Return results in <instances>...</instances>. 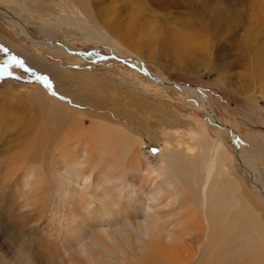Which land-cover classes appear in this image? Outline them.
Listing matches in <instances>:
<instances>
[{
	"label": "rangeland",
	"instance_id": "374dc122",
	"mask_svg": "<svg viewBox=\"0 0 264 264\" xmlns=\"http://www.w3.org/2000/svg\"><path fill=\"white\" fill-rule=\"evenodd\" d=\"M52 1L56 0H49L50 3ZM93 2L97 6L100 4L97 9L100 19H107L110 14L116 20L111 22V27L115 31L120 30L118 37L123 38L124 32L134 33V40H145L148 45L140 49L116 40L121 56L126 58H115L119 54H113V49L107 50L105 45L106 48L101 47L99 53L104 59L100 60L95 55L98 53V43L81 34V31L67 33L64 30L55 36L43 34L39 29L41 23L37 19V0L30 4V18H23L10 8L9 1L4 5L0 1L1 12L5 15L0 16V36L33 56L28 61L25 55L7 48L10 54L23 59L37 74L47 75L57 93L50 94L40 83L32 81L29 74L18 68L11 69L12 77L0 76V264H86V255L79 253V248L87 242L86 233L90 231L87 226L91 223L92 228L96 226L103 233L109 224V213L99 206L100 201L93 195L99 170L114 176L122 175V179L127 181L134 177L133 184L138 185L141 179L139 171L142 168L163 165L165 168L159 172L157 180L169 183L175 194L174 203L171 207L163 208L162 205L169 201L166 200L163 204L161 201L154 205L156 209L153 210L158 209L159 214L166 217V212L175 209L180 201L188 207V195L180 194L182 178L179 169L172 167L171 162L165 166L163 161L172 159L170 154H177L178 151L189 160H201L199 169L203 170L202 162L208 161L216 143H219V133L193 102L197 101V94L166 85L168 82L185 84L198 91L207 107L238 137L239 147L243 152L246 149L248 158L256 157L257 167L261 170V175H264V162H261L263 156L260 154L264 152V0ZM47 8L46 5H39L38 9L43 11ZM53 11L56 13V8ZM9 20L19 22L26 31L17 32L16 28L7 24ZM149 28L154 30L153 34H148ZM175 28H185L182 31L197 37L203 47H178L177 40H168V30L173 32L176 31ZM96 32V37H101V31L96 29ZM29 33L33 37L39 34L45 41L54 44L56 49L38 45L37 40L32 39ZM141 33H147L148 38L146 36L143 39ZM67 48L77 53L83 52V56L76 57L74 52L66 51ZM258 57L260 58L256 59ZM37 58L53 64L60 71L91 77L90 80L94 82L92 88L101 93L94 101L97 105L100 103L102 109L73 104L58 89L69 80L59 77L60 74L49 76L37 70ZM5 59L7 56L0 53V64ZM134 59L142 64L146 73L132 65L131 60ZM150 76L159 79L158 82L152 81ZM92 97H96V94ZM50 100L55 101L50 103ZM100 115L108 116L111 122ZM147 135L154 138V141H149ZM66 138L67 143L61 142ZM92 141L95 144H105L106 148H102L107 152L102 158L104 162L97 169L93 160L85 165L86 170L92 172L93 185L88 189L89 204L81 208L80 202L84 203L86 200V197L81 198L82 183H72L69 175L65 174L62 158L68 157L60 154L59 150L64 148L69 154H79L83 145H92ZM129 143L132 146L127 145ZM223 144L216 155L217 178L214 171L210 187L216 181H225L227 176L241 178L248 188L252 187V181L243 173L242 161L232 148L234 143L230 134H225ZM79 155L82 158L83 154ZM94 155H97L96 152ZM223 155H229L230 161L222 165ZM30 171L34 175L32 187L27 181ZM129 187L127 184L125 192ZM148 190L146 186L139 191L138 198L129 193L133 199L129 200L133 202L136 211H120L125 203L120 200L119 220L131 217V223L136 226L146 221L145 215L147 218L152 215L153 210L145 212L149 201L143 193ZM61 193L65 202L68 194H74L75 201L78 198L77 212L73 216L76 220L83 218L80 236L74 230L76 223L71 228L65 225L64 210L67 206L60 201ZM111 193L110 190L108 196ZM235 196L238 206L245 203L242 194L237 193ZM256 196L261 200L260 193ZM199 209L208 212L210 202L199 206ZM95 211L98 213L94 216ZM101 213L106 219L95 218ZM201 218L202 224L199 223V226L206 229L199 233V244L195 245L193 237L186 238L185 245L194 255V260L189 261V264L197 262L209 245L211 224L200 216ZM169 221L171 222V218ZM169 221L157 225L166 241L168 230L171 229ZM85 225L88 231L84 232ZM208 228L211 230L208 231ZM130 233L134 245L143 248L148 242L134 228H130ZM114 239L118 241L119 237L115 235ZM255 241L252 240L253 246H257L258 242ZM227 244L222 245H226V250L233 248L234 252L236 243L230 241ZM260 246L264 251V235ZM123 252L129 253L125 245ZM113 253L117 256H108L111 261L99 260V264H142L145 256H148L143 250L137 251L130 261L129 258L123 259L115 251ZM152 253L154 263H164L165 258L157 251ZM227 253H231V250ZM183 255L185 256L184 253ZM127 259L130 263L126 262ZM150 260L147 257L148 264H152Z\"/></svg>",
	"mask_w": 264,
	"mask_h": 264
},
{
	"label": "bare ground",
	"instance_id": "6f19581e",
	"mask_svg": "<svg viewBox=\"0 0 264 264\" xmlns=\"http://www.w3.org/2000/svg\"><path fill=\"white\" fill-rule=\"evenodd\" d=\"M0 1L3 3V5L9 1V5L11 6L10 8L16 10L19 14H21L23 18L31 17V5L33 4V0ZM39 5H46L49 10L47 8L45 10L42 9L43 11H39ZM99 5L97 6L96 4H94L93 0H56L55 2L52 1L51 3L49 2V0H37V19L41 23V26L39 25V29L43 34L47 36H55L60 32H64V30H66L67 33L68 31H81V34L83 33L85 36L95 39L96 43H98V45L96 46V48L98 49V51H96L98 53H100V51L102 50L101 47L103 48L106 45L108 47L107 50L112 48L113 54H119L115 58H118L120 60L126 57L121 56L122 52L120 51V46L117 44V42L121 41L126 43L127 46L138 47L140 49L143 48V46L148 45L145 40H134L132 38V34L134 33L124 32L125 35H122L123 38H120V36L118 37V35L120 34V30L115 31V29L111 27V24L116 22V20H113L110 14H108L107 19H100V12L97 11ZM50 8H52V10H50ZM53 8H56V13H54ZM1 11L2 10L0 7V16L5 17V15ZM7 24L11 27L16 28L17 32H23L25 30V27L15 20H9ZM153 25L154 27L156 26V24ZM96 29H99L101 31V37H96L97 35L95 34H98L97 32L95 33ZM184 29L185 28H175L176 31L173 32L171 30H168L170 34V39L168 40H177V42L179 43L178 47L180 48L187 47L198 49L203 47L201 41L197 37L189 33L185 34V32L182 31ZM129 30L132 29L129 28ZM153 32L154 30L152 28H149L148 34H153ZM29 34H31L32 39L35 38L37 40L38 45L40 44L41 46L44 45L51 47V49H56L54 44L45 41L43 38H41V36H39V34H37V37H33L32 33ZM141 34L143 36V39L146 36L147 38L149 36L147 33ZM161 36L163 35L161 34ZM0 45L5 48H10L14 53L25 55L28 61L30 57L33 56L25 53L20 47L16 46L14 43L10 42L8 39L2 36H0ZM66 51H70L71 53L74 52L76 57L83 56V52L77 53L76 51L68 48L66 49ZM259 58L260 57L256 59ZM131 63L133 66L146 73L142 64L138 60H131ZM37 70H41L42 73L48 74L49 76L60 74L61 76L59 77H65V79L69 80L66 81V85H62V87L60 86V88L58 87V89L61 94L68 96L69 99L72 100L71 102L73 104H76V106L83 107L90 105L99 110L102 109L100 108V103H98V106L95 102L98 98L97 95L101 93L98 90L92 88L94 82L90 80L91 77H81L73 73L71 74L67 71H60L55 68L53 64L46 63L38 58ZM147 75L149 74L147 73ZM150 78L152 81L158 82L159 80L151 76ZM171 84L172 83L169 82L166 83V85ZM171 86H174L179 90H189V92L196 93L197 101L193 100V102L196 104V107L204 113V115L206 116V120L213 126H215L219 133V143H216L217 145L216 147H214V151L211 154L210 158L207 159L208 161L202 162V171L199 169L201 160H196V162L194 160H189V158L183 157V154H180L178 151L177 154H170L173 160L167 159L163 161L165 166H168L167 163L171 162L173 164L172 167H174L175 169H179L178 171L182 178V187L180 190V194L188 195L186 203L188 204L189 208L185 207L181 201L180 203L177 202L178 204L175 209H171L170 211L166 212V217L159 214L160 211L158 209L153 210L156 209L154 205L158 202L162 201L161 204H163V202H165L166 200L169 201L168 203L162 205L163 208H166L167 206L171 207L174 203L173 196L175 194L174 191L170 188L169 183L163 180H157V177L160 176L159 172L163 171V169L165 168L163 167V165L158 164L159 166H147L144 169L142 168L141 171H139V174H141V179H139L138 185L133 184V180L135 179L134 177H132L131 181H127L122 179V175L114 176L113 174L107 173L106 171L99 170L98 176L94 182L96 186L94 188L93 195L100 201L99 206L103 207V209L109 213V216L107 217L109 220V224L107 225L108 229L104 230L102 233L98 227L97 229L96 226L92 228L90 223V226H87V228L90 229V231L86 233L88 235H86L87 242L80 246L79 253H84L86 255V264H99V260L103 262V260L105 261V259L107 261H111L112 256H117L113 253V251L121 254L123 256V259L129 258L131 261L136 252L141 250H143L146 255H148L145 256L143 263L141 262L142 264H148L147 257H150V262L152 264H158L154 263L155 260H153L152 258L154 254L152 253V251H157L159 255H161V257H164L165 264H189V261L194 260V255H192L193 251L190 252L188 246L185 244L188 237L194 238L195 245L199 244V233H201V230H203V226H199V223L202 224V218L200 219L201 216L205 218L206 221H209V224H211L210 228L212 229V233L208 238L209 245L203 252L200 259L194 264H254L255 262L264 264V251L260 248V244L262 243V238L264 235V175H261V170H259V168L257 167L258 163L256 162V157H251V159L248 158L249 155L245 154L246 149H244L245 151L243 152L242 148L239 147L238 137L231 132V129L229 127L223 125L221 120L207 107V105L204 103L203 96L200 95L198 91L190 88L189 86L187 87V85L185 84L183 85L173 83V85ZM95 94L96 97H92V95ZM50 101V103H52L55 100ZM64 103H61L62 106H66L64 105ZM114 110L115 112L117 111V109L115 108ZM100 117L110 121L109 117L106 115H100ZM120 127L125 128L124 126ZM98 131L100 132V130ZM225 134H230V136L233 138L234 145L232 148L235 150L239 160H241L244 165L243 173L252 181V187L250 188L247 187V184H245L243 179L228 178L229 176L225 177V181H216V183H214L210 187V179L212 178L214 171H216V155L218 151L222 149ZM100 135L101 134H99V136ZM66 137H68V135H66ZM147 137L149 141H154V138L151 139L148 135ZM67 140L68 139L66 138L61 142L65 141L67 143ZM133 140L135 141V139ZM253 141L255 140L253 139ZM91 144L92 145H83L82 150L80 151L83 154L82 158L79 157V154L81 153L78 154L76 152V154L73 153V155L71 153V155L64 148H60L59 150L60 154L68 157L62 158V162L65 165L64 167H62V169H64L63 171L65 172V174L69 175V178H71L70 181L72 183H82L83 193L81 198L86 197V200L84 203L80 202L81 208L83 205L87 206L89 204V200L87 199V196L89 195L88 189L91 187V185H93V179L91 178L92 172L87 171L85 165L89 163V160H93L94 167L95 169H97L99 167V164H102L104 162L102 158L105 157V154L107 152L102 148H106L105 144H95L94 141H92ZM127 145L132 146L130 143ZM72 150L74 149L72 148ZM94 152H96L98 156L94 155ZM260 154L263 156L261 162H264V152H260ZM229 158V155H223L222 165L229 162ZM250 165H252L253 168H251ZM215 176L217 178V171ZM33 179L34 175L32 171L28 172L27 181L30 187L33 186ZM127 184H129L130 187L129 190L125 192ZM146 186L149 188V190L148 192L143 194H145V196L147 197L146 200L148 199L149 203L145 206V212L153 210L152 215L149 218H147V216L145 215L146 221L144 223H140L142 225L136 226H133V224L131 223V221H133L131 220V217H123L122 220H119L118 209L120 200L125 201L124 206L122 209H120V211H136L133 202L129 200V198L132 199V197L129 196V193L138 198V192L145 189ZM110 190L112 191V193L111 196H108ZM237 193L242 194L241 197L244 198L247 205L245 203H242V205L238 206L239 202L237 200V196H235ZM257 193L261 194V200L257 198ZM62 195L63 193L59 195L61 199L60 201L66 203L67 206L64 210L65 225H69V228H71L76 223L77 226H75L74 230L78 232L80 236V226L83 223V218H78V220H76V218H74L73 216V214L77 212L76 205L78 204V202L76 201H78V198H76L75 201L74 194H68V200H66L65 202L62 198ZM208 201L210 202V210L208 212L205 210L202 212L199 209V206L206 205ZM235 207H237V210L235 209ZM95 212L96 213L94 214V216L98 213L97 211ZM95 218L100 220L105 217L103 216V213H101L98 218ZM170 218L171 222L169 221ZM168 221L171 224V229L168 230V241H166V238L161 234V230H158L157 225L161 222L165 224ZM87 222L89 223V221ZM161 226L159 227L161 228ZM85 227L86 225L84 226V232L88 231V229ZM130 228H134V230H136L138 234L143 235L146 237V239H148V242L145 243L143 248H140L139 246L132 243L134 239L131 236ZM210 228H208V231ZM115 235L119 237L118 241L114 239ZM252 240H256L258 242L257 246H253L251 244ZM109 241H111V243H109ZM230 241H232V243H236L234 247L236 249L234 250V252L232 251L233 248L227 249L228 251L226 250V245H228L227 242L230 243ZM224 243L226 244L225 246L222 245ZM123 245L128 248L129 253L123 252ZM229 250H231V253H227L229 252ZM182 251L185 256L183 255ZM108 256L111 258H108ZM129 259H127L128 261L126 262L130 263ZM76 264H79V262H76Z\"/></svg>",
	"mask_w": 264,
	"mask_h": 264
},
{
	"label": "snow or ice",
	"instance_id": "6c2138e0",
	"mask_svg": "<svg viewBox=\"0 0 264 264\" xmlns=\"http://www.w3.org/2000/svg\"><path fill=\"white\" fill-rule=\"evenodd\" d=\"M0 53H4L7 56V59H5L2 64H0V76L12 77L13 73L11 69H21L24 73L29 74L32 81L40 83L42 87L50 92V94L57 95L54 84L47 75L37 74L25 64L23 59L19 58L16 55L10 54L9 49L3 46H0ZM95 55H97L100 60L104 59V57L99 53H96ZM61 99H63V97H61Z\"/></svg>",
	"mask_w": 264,
	"mask_h": 264
},
{
	"label": "water",
	"instance_id": "95a60500",
	"mask_svg": "<svg viewBox=\"0 0 264 264\" xmlns=\"http://www.w3.org/2000/svg\"><path fill=\"white\" fill-rule=\"evenodd\" d=\"M171 85H173V84H171Z\"/></svg>",
	"mask_w": 264,
	"mask_h": 264
}]
</instances>
